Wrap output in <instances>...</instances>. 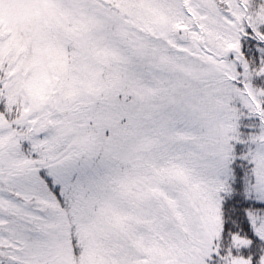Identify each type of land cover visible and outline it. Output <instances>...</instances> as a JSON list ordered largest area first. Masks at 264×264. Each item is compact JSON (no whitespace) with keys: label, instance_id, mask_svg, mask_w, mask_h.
<instances>
[{"label":"snow or ice","instance_id":"1","mask_svg":"<svg viewBox=\"0 0 264 264\" xmlns=\"http://www.w3.org/2000/svg\"><path fill=\"white\" fill-rule=\"evenodd\" d=\"M0 264H264V0H0Z\"/></svg>","mask_w":264,"mask_h":264}]
</instances>
